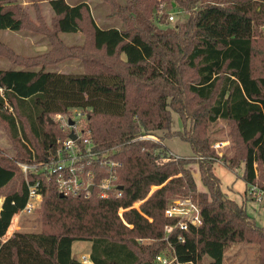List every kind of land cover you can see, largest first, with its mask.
<instances>
[{
    "label": "trees",
    "instance_id": "trees-1",
    "mask_svg": "<svg viewBox=\"0 0 264 264\" xmlns=\"http://www.w3.org/2000/svg\"><path fill=\"white\" fill-rule=\"evenodd\" d=\"M13 1L0 0V30L43 33L53 47L37 58H23L0 42V56L24 65L0 69V124L16 151L13 158L0 155V264H155L168 244L164 209L177 195L192 196L202 216L201 226L186 232L184 243H174L181 264H199L205 256L210 264H223L226 248L239 241L257 243L259 264H264V228L221 190L212 167L216 153L204 133L218 119L232 123L244 149L222 160L231 168L240 163L246 184L264 186L257 178V169L264 177V37H254L255 26L264 22V0H179L194 10L171 32H155L149 21L151 0H136L121 14L117 11L122 29L98 26L84 2L49 0L54 12L50 31L39 16L33 23ZM83 30H88L91 53L90 44L87 50L70 48L58 38ZM68 56L82 58L87 70L74 74L44 68ZM35 64L41 68L30 67ZM186 69L193 73L187 81ZM73 107L88 109L97 148L113 149L111 157L121 162V196L100 198L94 191L88 198L60 197L54 180L41 174L42 230L15 231L4 238L27 200L18 163L49 157L56 140L67 133L48 118ZM170 110L183 122L190 120V129L171 132ZM152 130L178 136L203 159L175 158L160 142L139 138ZM191 162L198 164L206 188L200 193H195ZM35 177L30 175V181ZM77 240L91 242L87 263L72 254Z\"/></svg>",
    "mask_w": 264,
    "mask_h": 264
},
{
    "label": "rangeland",
    "instance_id": "rangeland-1",
    "mask_svg": "<svg viewBox=\"0 0 264 264\" xmlns=\"http://www.w3.org/2000/svg\"><path fill=\"white\" fill-rule=\"evenodd\" d=\"M69 4L86 3L89 8V13L94 19L95 23L102 27H116L119 29L124 28V21L121 16L118 15L117 11L121 14L123 7H126L130 3L136 2V0H65ZM205 1V0H202ZM16 4L21 5L25 13H27L29 19L34 23L39 16L45 23L48 31L52 30V23L54 20V12L49 4V0H14ZM153 12L149 17V21L152 26H154L155 32H171L176 30L177 27L183 24L193 13L190 5L187 3H181L179 0H151ZM26 3V4H24ZM201 2L194 4V8ZM117 5V6H116ZM188 5V6H187ZM135 6V5H134ZM138 6V5H137ZM117 7V9H116ZM137 8V7H136ZM169 16L173 19L170 20ZM8 31V30H7ZM5 32V30H0V42L10 48H12L15 54L22 56L23 58H37L38 56L48 52L51 45V40L48 36L43 33H36L29 31L28 29H23L17 32ZM254 37L256 39H261L264 37L263 33L260 31L259 25L255 26ZM260 31V32H259ZM263 36V37H262ZM40 38V39H39ZM59 40L66 47H83L86 46L88 53L93 50L91 48V41L88 30H83V32L76 33H59ZM36 45H40L39 48ZM87 56V55H86ZM123 57V55H121ZM24 65L17 63L15 60L9 59L4 56H0V69H21ZM34 70L41 68L40 64H35L30 66ZM45 69L53 72L60 73H74L79 74L87 70L85 63L80 57L68 56L60 60L45 64ZM193 76L192 71H183V79L189 80ZM130 94H132L133 88L130 87ZM77 108V109H76ZM8 110H10L8 108ZM80 110V120L76 121V126L80 129L81 126L89 127L88 109H79L78 107H73L72 111H68L73 115V111L77 112ZM171 111V123L169 130L171 132L183 133L185 130L190 129V120L183 122V119L173 110ZM56 115V114H55ZM55 115H51L50 118L56 122ZM59 127L61 126V121L56 122ZM61 129V128H60ZM167 130H152L149 135H152L157 142H160L165 147L169 149L171 153L177 155L178 157L193 158V150L190 144L186 141L181 140L178 136H166ZM66 133V132H65ZM205 135L211 141V147L215 150V144L219 147L216 148L217 152L225 158L230 159L235 155H238L244 149V146L238 140L235 129L232 123L218 119L213 123H209L204 128ZM15 147L9 137L6 127L0 124V155L3 157L15 156ZM216 153V152H215ZM222 160V158H221ZM229 163V160H228ZM227 162L222 160V163L215 162L213 164V173L219 178L220 188L225 193V195L231 199H234L237 203L242 204L246 209L247 213L255 218L257 225L264 228V212L261 208L249 200L246 190L247 184L242 179L243 167L239 164L237 168H231L226 165ZM193 177L195 179L197 188L195 193H200V191H205L206 188L202 185L198 164L191 162L189 165ZM258 182L260 184L264 183V177L261 175L257 169ZM13 187L15 189H20L22 180L18 179ZM182 197L174 196L171 199ZM191 197L192 196H188ZM3 197H0V203ZM42 202V200H41ZM41 202L35 207L32 212H20L15 215L12 219V223L5 234L4 238H7L15 231L21 232H39L42 230L41 222ZM139 202L135 203L138 206ZM151 239L138 240L140 243H150ZM90 250V242L84 240H77L72 243V254L80 259L81 255H86ZM167 250V248H166ZM164 249L163 252H166ZM162 252V253H163ZM260 261V251L259 245L254 242L249 241H239L231 243L225 250L223 257V264H259ZM211 260L208 256H205L199 264H210Z\"/></svg>",
    "mask_w": 264,
    "mask_h": 264
},
{
    "label": "built area",
    "instance_id": "built-area-1",
    "mask_svg": "<svg viewBox=\"0 0 264 264\" xmlns=\"http://www.w3.org/2000/svg\"><path fill=\"white\" fill-rule=\"evenodd\" d=\"M169 19L172 20L173 17L169 16ZM259 28L264 35V22ZM72 110L73 108L69 109V111ZM79 113L80 110L73 111V115L70 113L55 115L56 122L61 121L60 128L67 133V136L56 140L53 152L46 160L32 164L18 163L24 175L23 183L27 188V200L20 212H32L41 202L42 193L39 178L41 174L47 177L48 180L53 179L58 192L65 196L88 198L94 191L100 198H107L110 195L121 196L123 188H119L121 184L118 181V170L121 162L111 157L113 149L97 148L89 127L81 126L78 129L76 121L79 122L80 120L81 113ZM70 120L73 124H69ZM71 133H74L75 138L70 137ZM139 138L156 141L149 134L142 135ZM213 146L216 156L211 158L222 163L221 155L216 149L219 145L215 144ZM170 154L175 158L178 157L171 152ZM197 159H203V157L197 156ZM30 175L36 176L33 181H30ZM95 178L97 181H95ZM90 187H92V190H90ZM246 194L249 200L256 203L264 212V186L257 183H248ZM123 211L122 208H119L118 214L122 216ZM164 216L168 219V223L164 226V238L168 242L167 250L156 255L154 263L181 264L175 254L174 243H184L185 233L192 227L201 226L200 206L191 197H177L168 202L164 209ZM171 238L174 240L171 241ZM139 240L142 241V239ZM80 260L87 263L88 256L81 255Z\"/></svg>",
    "mask_w": 264,
    "mask_h": 264
},
{
    "label": "water",
    "instance_id": "water-1",
    "mask_svg": "<svg viewBox=\"0 0 264 264\" xmlns=\"http://www.w3.org/2000/svg\"><path fill=\"white\" fill-rule=\"evenodd\" d=\"M48 120H49V122H51V123H53V122H54V121H53V120H52L50 117L48 118ZM69 124H73V122L70 120V121H69ZM70 137H71V138H75V135H74V133H71V134H70ZM119 188H120V189H122V188H123V186H122V185H120V186H119ZM90 190H92V187H90ZM59 196H60V197H64L65 195H64V194H62V193H59ZM2 202H3V199H2V201H1V203H0V207H1V205H2Z\"/></svg>",
    "mask_w": 264,
    "mask_h": 264
},
{
    "label": "crops",
    "instance_id": "crops-1",
    "mask_svg": "<svg viewBox=\"0 0 264 264\" xmlns=\"http://www.w3.org/2000/svg\"><path fill=\"white\" fill-rule=\"evenodd\" d=\"M24 4H26V3H24ZM7 30H8V29H6L5 32H6ZM7 32H17V31L8 30ZM39 39H40V38H39ZM36 47L39 48L40 45H39V46L36 45ZM90 246H91V242H90ZM89 252H90V250H89ZM89 252L86 254L87 256H88Z\"/></svg>",
    "mask_w": 264,
    "mask_h": 264
}]
</instances>
